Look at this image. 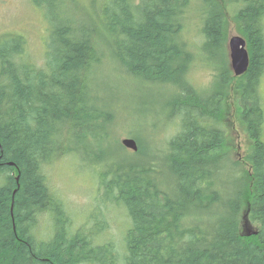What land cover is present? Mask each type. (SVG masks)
Instances as JSON below:
<instances>
[{
    "label": "trees",
    "instance_id": "16d2710c",
    "mask_svg": "<svg viewBox=\"0 0 264 264\" xmlns=\"http://www.w3.org/2000/svg\"><path fill=\"white\" fill-rule=\"evenodd\" d=\"M197 1L200 55L184 38L192 0H30L48 26L40 65L20 38L2 37L0 264H116L113 244L97 242L105 222L75 226L46 182L44 164L64 156L97 168L99 202L125 210L123 264H264V0ZM232 8L249 59L241 76L229 66ZM106 51L140 89L170 91L154 111L178 125L164 154L135 134L136 151L112 136L117 109L97 83ZM197 56L214 69L208 93L187 79ZM230 92L244 163L226 141Z\"/></svg>",
    "mask_w": 264,
    "mask_h": 264
},
{
    "label": "rangeland",
    "instance_id": "374dc122",
    "mask_svg": "<svg viewBox=\"0 0 264 264\" xmlns=\"http://www.w3.org/2000/svg\"><path fill=\"white\" fill-rule=\"evenodd\" d=\"M83 4L88 6L84 0ZM200 2L192 0L186 18L184 38L190 46L191 51L199 54L201 38V7ZM240 5L238 4V7ZM227 44L231 37L238 36L236 24L233 21L235 9L228 11ZM264 28V16L262 19ZM47 23L43 13L34 7L30 0H0V43L7 36L20 38L24 42L26 56L36 65H40L45 52V39L47 34ZM4 37V38H2ZM243 39V38H242ZM108 56L100 68L98 78V90L101 94H110L113 99L112 107L117 109V120L111 132L120 143L122 139L132 138L133 134L141 138L154 155L160 156L165 153V143L178 132L177 123L166 124L163 115L159 117L154 111L163 112L160 107L170 98V91L164 88H153L152 91L140 89L132 81L122 74L108 51ZM230 66V61H229ZM248 68V66H247ZM214 69L204 63L197 56L189 69L188 82L199 92L208 93L213 84ZM127 78V79H126ZM210 78V84L205 81ZM260 96L264 108V75L259 81ZM150 94V95H149ZM230 92L228 96L229 113H227L226 141L231 147L230 159L245 162L248 140L242 126L238 123L235 113L236 100ZM142 103H147L143 105ZM151 103H156L149 106ZM143 105V106H142ZM149 106V107H148ZM152 113H140L144 109ZM137 110H139L137 112ZM145 111V110H144ZM156 120H160L158 123ZM137 123H139L137 125ZM264 125V124H263ZM156 136L154 141L151 140ZM264 140V128H263ZM113 147V143L105 145ZM129 153H131L128 150ZM97 168L88 163H83L71 156L52 160L44 164L43 173L46 182L53 193L64 200L71 217H74L75 226L84 224L91 225L94 221L105 222L103 230L97 234V242L113 244L116 252V264H123V237L129 226V219L123 207L113 203L99 202V182L96 177ZM99 192V194H98ZM98 195V197H97ZM94 219L92 220V216ZM255 229V226H253ZM38 232L40 235L48 233V224L42 222Z\"/></svg>",
    "mask_w": 264,
    "mask_h": 264
},
{
    "label": "water",
    "instance_id": "95a60500",
    "mask_svg": "<svg viewBox=\"0 0 264 264\" xmlns=\"http://www.w3.org/2000/svg\"><path fill=\"white\" fill-rule=\"evenodd\" d=\"M229 52L230 69L234 76H240L247 70L248 54L245 49V41L241 37H231L227 44ZM121 145L132 151L137 150L134 140L125 138L121 140Z\"/></svg>",
    "mask_w": 264,
    "mask_h": 264
},
{
    "label": "clouds",
    "instance_id": "9594fccd",
    "mask_svg": "<svg viewBox=\"0 0 264 264\" xmlns=\"http://www.w3.org/2000/svg\"><path fill=\"white\" fill-rule=\"evenodd\" d=\"M204 83H205V85L210 84V78L208 80H206Z\"/></svg>",
    "mask_w": 264,
    "mask_h": 264
}]
</instances>
